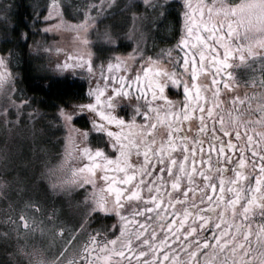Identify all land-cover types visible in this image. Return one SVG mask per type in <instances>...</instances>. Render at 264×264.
<instances>
[{"label": "snow or ice", "instance_id": "obj_1", "mask_svg": "<svg viewBox=\"0 0 264 264\" xmlns=\"http://www.w3.org/2000/svg\"><path fill=\"white\" fill-rule=\"evenodd\" d=\"M56 6L52 0L50 8ZM112 6L110 0H89L76 29L87 32L96 17ZM10 7L5 5V19ZM173 7L159 0H129L125 11L131 12L132 29L126 35L132 38L137 20H150L156 27V18ZM175 7L183 24L175 57L167 50L166 58L163 53L145 58L134 48L126 57L117 56L115 63L110 60L98 68L89 59L88 72L99 73V82L88 92L90 99L86 103L70 99L58 106L55 119L63 122L69 138L78 132L90 141L80 149L87 162L62 183L90 185L92 204L87 211L114 213L119 221L112 225L116 231L111 238L101 231L89 234L70 264H113L114 259L116 264H264V252L254 254L249 239L255 235L256 243L264 245V75L259 82L251 81L260 92L231 98L227 122L218 79L222 73L232 77L228 68L236 56L241 63L258 57L264 66V51H260L264 50V0H179ZM139 35L142 38L144 33ZM105 37L109 43L116 42L109 32ZM12 56L11 50L0 51V84L12 75ZM129 60L139 67L132 69ZM129 71L133 75H127ZM205 72L211 77L208 86L197 82ZM224 86L231 84L224 82ZM133 90L144 103H137L129 113L120 101ZM27 104L20 97L15 119L8 110L0 117L6 124L16 123ZM138 117L142 123H137ZM194 117L199 121L197 136L189 137L185 122L190 128ZM80 120L86 123L77 128ZM157 125L167 129L159 141ZM132 127L140 131L138 140L124 134ZM133 154L142 156V162L133 163ZM97 178L103 182L100 187ZM85 199H89L87 190ZM31 207L38 210L39 206ZM257 211L262 219L253 229L251 218ZM19 221L28 227L25 215ZM63 231L58 229L61 235ZM205 231L207 236L202 235Z\"/></svg>", "mask_w": 264, "mask_h": 264}, {"label": "rangeland", "instance_id": "obj_2", "mask_svg": "<svg viewBox=\"0 0 264 264\" xmlns=\"http://www.w3.org/2000/svg\"><path fill=\"white\" fill-rule=\"evenodd\" d=\"M88 2L56 0L57 6L52 9V0H29L32 18L29 25L35 35L28 52L34 55V59H29L34 68L55 77L79 76L87 84L97 85L98 71L89 73L85 62L91 59L96 68L110 60L115 63V57L101 59L103 50L108 46L121 44L124 48L134 49L133 46L139 48L143 44L158 43L154 40L155 33H175L178 28L183 33L180 9L175 7L179 0H159L161 4H173L174 7L156 18V27H152L150 20L143 23L137 20L132 38L126 35L132 29L131 12L125 11L129 0H110L113 6L96 17L87 32L77 30L75 24L82 18L83 5ZM135 2L139 3V0ZM231 2L239 3L240 0ZM5 5L11 6L7 19L3 16ZM13 13V0H0V51L11 50L13 53L9 65L12 75L0 84V112L8 110L15 119L16 100L22 97L28 104L23 107L16 123L6 124L0 117V264H62L80 253L85 237L83 231L88 223L87 209L92 204L90 190L87 192L89 199H85L84 187L62 183L70 179L73 169L81 167L86 161L80 152L85 139L78 132H72L69 138L63 122L55 119L58 109H40L38 101L23 92L17 46L20 47L23 37L27 36L24 34L19 42L16 40L13 43ZM166 13L174 15L168 23L163 21ZM224 27L227 28L226 23ZM105 32L111 33L116 42L109 43ZM140 32L144 33L142 38ZM85 37L87 43L84 42ZM66 63L68 67L63 66ZM73 64L85 66L72 67ZM230 64L233 75L226 82H230L231 87L224 86L220 90L226 122L229 119L228 110L233 107L231 98L260 92L261 89L253 87L251 81L259 82L264 75V66L258 57H248L241 63L236 56ZM246 106L238 108L242 111ZM76 127L79 128L78 125ZM96 184L99 187L100 183ZM33 203L39 206L38 210L31 207ZM21 214L28 219L27 228L19 221ZM251 220L255 229L261 220L259 211ZM61 228L64 230L62 235L58 232ZM254 249L256 254L264 252V245L259 244Z\"/></svg>", "mask_w": 264, "mask_h": 264}, {"label": "flooded vegetation", "instance_id": "obj_3", "mask_svg": "<svg viewBox=\"0 0 264 264\" xmlns=\"http://www.w3.org/2000/svg\"><path fill=\"white\" fill-rule=\"evenodd\" d=\"M182 34H183L182 33V29H179V28L176 30L175 33L164 32V35L161 34V33L156 34V35H154V40L158 41V43L150 44V45L143 44V45H141L139 47V49L145 54V58L148 55H151L154 58H156V57L160 56L162 53L164 54V56L166 58L167 50H171L173 57H175L177 52H179V49L176 48L175 45L177 44V41L180 39ZM133 47L136 48L135 46H133ZM132 51H133V49L129 48V47L124 48V47H119L117 45L108 46L107 48H105L103 50V53L101 55V59H102V61H104V60H107V59H109L111 57H117V56L126 57L127 54L131 53ZM181 55H182V53H181ZM135 61H139V56L138 55L135 57ZM135 61H132V60L128 61L129 65H130V67L132 69H136V68L139 67V64L136 63ZM106 63H108V62H106ZM162 64H163V66H165L167 68H171V64L170 63H165L164 61H162ZM230 70L231 69L228 68V71H230ZM117 74H119V73H117ZM127 75L131 76V75H133V72L129 71L127 73ZM69 78L70 79H74V77H69ZM218 79H221V81H222V83L220 84V90H221L222 88H224V82L230 80L231 78L228 77L226 74L222 73L221 76L218 77ZM197 82L200 85L208 86L211 83V77H210V75L207 72H205V73L201 74L198 77V81ZM85 83H86V86H84L83 97L80 100H78L77 102H84V103L88 102V100L90 99L89 96H88L89 90L96 87V85L87 84L86 80H85ZM136 96H137V94L133 90V92H132V94L130 96L125 97V98H123L120 101V106L124 107L127 112L131 113L133 108H134V106L137 103H140V104L144 103L142 100H137ZM116 111L120 112V107H117ZM121 114H123V113H121ZM88 115H89V118H90L91 114H88ZM80 121H82V122L84 121V123H86L85 120H80ZM137 123H142V118L138 117L137 118ZM77 125L79 126V128H81L85 124L78 123ZM188 125H189V122H185V132H186V134L189 137H196L197 136L196 129L199 127L198 119H196L194 117L191 120V122H190V128H189ZM88 126L91 127L90 124ZM113 128L115 130L114 126H113ZM166 132H167V129L165 127H163L162 125H157V129H156L157 140L159 141L160 137L165 135ZM124 134H125V136H127L129 139H132V140H138L139 137H140V131H139V129H137L135 127L126 128ZM92 135H96V134L93 133ZM201 139L205 140V142L207 141V137L206 136L201 137ZM89 142H90L89 140H85L84 144H88ZM95 142L96 141H94V140L91 141V143H93V144ZM205 150H207L206 143H205ZM108 151L111 153L113 150L109 148ZM176 155L178 157L181 155L179 150H177ZM131 160H132L133 163H137L138 164V163L142 162L143 157L142 156L137 157L135 154H133L132 157H131ZM86 162H87V160L84 163H86ZM83 164L81 165V167L83 166ZM99 175L100 174L98 172L97 173V177ZM98 182L100 183V185H99V187H100L103 182L100 179L97 178L96 183H98ZM90 189H91L90 185H85L84 186V190L85 191L87 190V192H88ZM177 207H179V205H177ZM237 207H239V206H237ZM227 217L229 219L231 218V213L230 212L227 213ZM214 219H215V217H214ZM237 219H239V217H237ZM251 219H253V217ZM87 222L88 223L85 226V229L83 231V235L85 236L84 240H83L84 243L86 242L89 234H95L97 231H101V232L104 233L105 236H107L108 238H111L112 237V233L116 231L115 229L112 228V225L114 223L115 224L119 223L118 218L115 216L114 213H108V214L100 213L99 215H96V214L89 213V212L87 213ZM95 228H99V229H95ZM116 234H118V232ZM202 235L207 236L208 232L205 231L204 233H202ZM249 239L251 240V246L253 247V249H254L255 246L259 245V244L256 243L255 235H253ZM202 251H206V249H202ZM254 254H256L255 249H254ZM45 258H48V257H45ZM70 262L71 261L65 262V263H62V264H70ZM113 264H116V260L115 259L113 260ZM121 264H128V262L127 261H122Z\"/></svg>", "mask_w": 264, "mask_h": 264}, {"label": "trees", "instance_id": "obj_4", "mask_svg": "<svg viewBox=\"0 0 264 264\" xmlns=\"http://www.w3.org/2000/svg\"><path fill=\"white\" fill-rule=\"evenodd\" d=\"M14 13L12 16L13 26L11 28V39L13 43L26 34L24 42H20V47L17 46V57L19 70L21 75V87L23 92L38 101L40 109L45 111H53L62 106L63 102L70 99L77 102L83 97L85 80L79 76H60L55 77L43 69L48 74L39 71L30 62L34 59V55L29 54L28 47L32 43L34 33L30 30V22L32 20L29 11V0H13ZM174 18L171 13L163 17V21L168 23V20ZM161 33V32H160ZM156 35V33H155ZM123 47L121 44L117 45ZM69 77H74L70 79ZM80 124H85L84 121H79Z\"/></svg>", "mask_w": 264, "mask_h": 264}]
</instances>
